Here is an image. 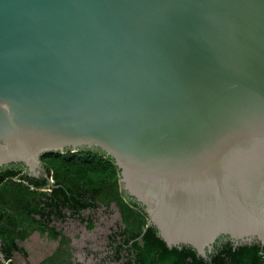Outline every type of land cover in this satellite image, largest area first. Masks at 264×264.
<instances>
[{
  "label": "water",
  "instance_id": "95a60500",
  "mask_svg": "<svg viewBox=\"0 0 264 264\" xmlns=\"http://www.w3.org/2000/svg\"><path fill=\"white\" fill-rule=\"evenodd\" d=\"M83 149L169 247L264 246V0H0V169Z\"/></svg>",
  "mask_w": 264,
  "mask_h": 264
},
{
  "label": "trees",
  "instance_id": "16d2710c",
  "mask_svg": "<svg viewBox=\"0 0 264 264\" xmlns=\"http://www.w3.org/2000/svg\"><path fill=\"white\" fill-rule=\"evenodd\" d=\"M47 176L30 177L18 171L21 165L0 169V238L9 247L7 264L19 249L15 238H24L41 227V220L68 216L84 220L83 212H96L115 204L121 222L110 234L113 259L123 264H264V246L259 243L234 246L218 242L207 257L188 246L169 247L153 226L147 228L144 208L120 190L119 169L114 160L95 149L67 153L49 152L41 157ZM89 228L94 227L92 218ZM35 224L36 227H30ZM42 231H45L42 229ZM47 235L55 237L54 229ZM69 241L64 237L62 242ZM25 257L29 253L21 250ZM27 264H34L28 260ZM36 264H73L65 250L50 254Z\"/></svg>",
  "mask_w": 264,
  "mask_h": 264
},
{
  "label": "rangeland",
  "instance_id": "374dc122",
  "mask_svg": "<svg viewBox=\"0 0 264 264\" xmlns=\"http://www.w3.org/2000/svg\"><path fill=\"white\" fill-rule=\"evenodd\" d=\"M84 220L67 219L61 224L64 233L69 239L68 246L64 247L66 252L71 255L73 264H123L122 261L113 259V251L109 247V236L117 228L121 222L120 212L115 204L109 207H101L96 212H83ZM92 218L94 227L89 228L88 219ZM46 248L42 251L37 250L43 246L38 241L31 243L32 251L29 257H25L23 253H16L13 257L14 264H27L28 260L34 264L40 262L53 252L54 243L50 240L46 241Z\"/></svg>",
  "mask_w": 264,
  "mask_h": 264
},
{
  "label": "flooded vegetation",
  "instance_id": "af4514ba",
  "mask_svg": "<svg viewBox=\"0 0 264 264\" xmlns=\"http://www.w3.org/2000/svg\"><path fill=\"white\" fill-rule=\"evenodd\" d=\"M17 170L20 171V173H22V174H27L28 176L34 177V178H41L42 176H45V174H44L45 172L43 170L39 171V174L36 175L34 173H31L25 166H19ZM36 219L41 220V227L39 229H35L33 232L29 233L24 238L20 237L19 235L15 238V240L19 243V249L15 248V250L12 252L14 255L16 253H22V252H20L21 250L28 252V253L30 251H32L31 243L33 241H38V243L43 244V246L40 247L39 250H37V248L35 247L33 249V251H42L43 249L46 248V244H45V241H43V239H45L46 241L50 240L51 242L54 243V245L52 247L53 252L51 254H55L59 251H62V250H64V247L68 246L69 241L66 244H63L62 240L64 237H67V236L64 233L63 228L59 227L57 224H61V223L65 222L67 219H76V217L68 216L66 218V220H64V221L59 219V218L56 219L54 217H53V220L48 221V220H46L45 217H41V216H36ZM32 227H36V225L33 224L30 227V229ZM42 229H44L45 231H42ZM50 229H54L56 231L57 235L55 237L47 235V232ZM109 247L111 248L110 245H109ZM0 252L3 253L4 255L9 253V247L3 243L2 239H1V245H0Z\"/></svg>",
  "mask_w": 264,
  "mask_h": 264
}]
</instances>
